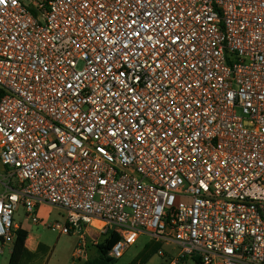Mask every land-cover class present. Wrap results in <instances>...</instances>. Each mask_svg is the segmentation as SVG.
Masks as SVG:
<instances>
[{"label": "built area", "instance_id": "obj_1", "mask_svg": "<svg viewBox=\"0 0 264 264\" xmlns=\"http://www.w3.org/2000/svg\"><path fill=\"white\" fill-rule=\"evenodd\" d=\"M0 164V254L48 205L113 262L264 264V0H3Z\"/></svg>", "mask_w": 264, "mask_h": 264}, {"label": "rangeland", "instance_id": "obj_2", "mask_svg": "<svg viewBox=\"0 0 264 264\" xmlns=\"http://www.w3.org/2000/svg\"><path fill=\"white\" fill-rule=\"evenodd\" d=\"M17 182L11 175V171L0 164V193L6 188H14ZM22 207H17L14 213V223H19L23 215ZM39 224L32 229L30 234L35 251L24 253L18 264H82L83 259L91 260L97 257L98 250L93 242L100 245L104 241L103 236L91 230H83L78 234L59 235L58 232L49 229L55 223H64L65 213L53 206L46 205L43 212L37 216ZM83 236V239L82 237ZM85 243L86 252L84 258L77 259L74 254L79 246ZM158 251L175 254L172 246L155 244L151 239L142 236L137 243L126 250L123 257L116 264H168V258L158 256ZM11 255V246H4L0 254V264H8ZM184 264H194L187 262Z\"/></svg>", "mask_w": 264, "mask_h": 264}, {"label": "trees", "instance_id": "obj_3", "mask_svg": "<svg viewBox=\"0 0 264 264\" xmlns=\"http://www.w3.org/2000/svg\"><path fill=\"white\" fill-rule=\"evenodd\" d=\"M26 237L27 236L24 232L20 231L18 233V238L14 243L8 264H18L22 255L26 253V250L24 248ZM117 240H118L117 236L109 235V239H104V241H102L100 245L96 246V249L98 250L97 257L88 260L86 262H83L82 264H116V262H113L107 256L109 249Z\"/></svg>", "mask_w": 264, "mask_h": 264}, {"label": "crops", "instance_id": "obj_4", "mask_svg": "<svg viewBox=\"0 0 264 264\" xmlns=\"http://www.w3.org/2000/svg\"><path fill=\"white\" fill-rule=\"evenodd\" d=\"M6 190H7V188H6ZM0 194H2V193H0ZM44 208H46V205L38 206L35 209L36 217L40 214V212H43L44 211ZM16 225L20 228V231L24 232L26 234V236H27L26 237V241L24 243V248H25L26 252L31 253V252L35 251L36 246H34L33 239L31 238L30 234L32 232V229L35 226H37V225H33L29 221V219L26 218L24 211H23V215H22L21 220ZM13 246H11V252L13 250ZM166 255H167V257H170L171 255H174V254H172V253H166ZM86 261H88V260L85 259L83 262H86ZM187 262H193L195 264V262L192 261V260H186L184 263H187Z\"/></svg>", "mask_w": 264, "mask_h": 264}, {"label": "snow or ice", "instance_id": "obj_5", "mask_svg": "<svg viewBox=\"0 0 264 264\" xmlns=\"http://www.w3.org/2000/svg\"><path fill=\"white\" fill-rule=\"evenodd\" d=\"M0 2H3V0H0Z\"/></svg>", "mask_w": 264, "mask_h": 264}]
</instances>
